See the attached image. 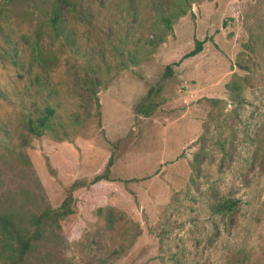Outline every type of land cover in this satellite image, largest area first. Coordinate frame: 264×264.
<instances>
[{
	"label": "rangeland",
	"instance_id": "obj_1",
	"mask_svg": "<svg viewBox=\"0 0 264 264\" xmlns=\"http://www.w3.org/2000/svg\"><path fill=\"white\" fill-rule=\"evenodd\" d=\"M67 2L0 0V201L76 184L25 264H264V0ZM44 106L65 138L28 135Z\"/></svg>",
	"mask_w": 264,
	"mask_h": 264
},
{
	"label": "trees",
	"instance_id": "obj_2",
	"mask_svg": "<svg viewBox=\"0 0 264 264\" xmlns=\"http://www.w3.org/2000/svg\"><path fill=\"white\" fill-rule=\"evenodd\" d=\"M196 0H182L183 9L180 10L175 17H180ZM58 2L67 4V0H58ZM6 5V3H3ZM2 7L0 4V12ZM46 24L55 27L60 20V11L58 6L51 2L47 13ZM166 30H170V20L166 17L162 18ZM202 41L194 40V46L191 51L184 54L181 59L196 55L201 51ZM178 63V62H177ZM174 63L172 65H177ZM171 74L170 66H166L164 75ZM228 92L236 101L238 96L234 92V84L226 86ZM215 100L209 99L208 102L213 103ZM147 113L145 107L141 108ZM26 131L29 136L39 138L44 135L51 136L52 139L60 140L66 137L64 125L58 123L55 118L54 109L44 106L40 113L35 116L28 115L25 120ZM1 157V155H0ZM199 157V151L193 154V160L190 164L191 172H195V164ZM6 163V162H4ZM111 165V159L107 163V167ZM101 177L94 178V182ZM73 183L62 202L55 208L47 206L32 210L27 206L28 199L24 193H8L3 201H0V264H25L31 257L37 255V251L42 249L44 244L53 236V231L59 228V223L64 221L74 212L71 207L72 196L71 191L75 188ZM237 206V201L233 199H220L211 202L208 205V211L211 215L227 216L231 214Z\"/></svg>",
	"mask_w": 264,
	"mask_h": 264
},
{
	"label": "clouds",
	"instance_id": "obj_3",
	"mask_svg": "<svg viewBox=\"0 0 264 264\" xmlns=\"http://www.w3.org/2000/svg\"><path fill=\"white\" fill-rule=\"evenodd\" d=\"M72 239H73V238H71V237L69 238V242H70V243H71Z\"/></svg>",
	"mask_w": 264,
	"mask_h": 264
}]
</instances>
